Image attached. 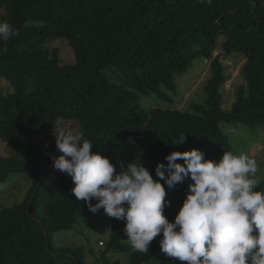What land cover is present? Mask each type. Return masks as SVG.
<instances>
[{
	"label": "trees",
	"instance_id": "16d2710c",
	"mask_svg": "<svg viewBox=\"0 0 264 264\" xmlns=\"http://www.w3.org/2000/svg\"><path fill=\"white\" fill-rule=\"evenodd\" d=\"M0 13L1 22L19 32L0 40V79L12 87L0 93V140L14 145L0 155V187L13 173L31 179L21 202L0 208V264H90L93 249L65 248L54 240L93 214L73 195L71 177L50 171L61 154L55 141L44 162L34 152L36 138L55 121H75L73 131L82 130L91 151L106 157L117 174L142 163L154 180L156 165H166L173 151L196 149L214 161L231 151L222 122L264 128V0L254 6L252 0H0ZM220 38L221 53L212 57ZM56 40L68 43L72 63L63 64L59 50L50 47ZM220 54L245 59V86L228 110L221 107L226 75ZM199 58L209 61L211 73L202 105L182 111L139 104L140 95L165 98L162 87L174 92L175 75ZM181 135L186 141L173 145ZM160 183L166 191L163 214L173 222L192 181L172 189ZM256 190L264 191V179ZM122 225L111 219L103 264H119L109 262L113 253L124 254L127 264H186L160 250L162 235L148 253L135 251Z\"/></svg>",
	"mask_w": 264,
	"mask_h": 264
},
{
	"label": "clouds",
	"instance_id": "9594fccd",
	"mask_svg": "<svg viewBox=\"0 0 264 264\" xmlns=\"http://www.w3.org/2000/svg\"><path fill=\"white\" fill-rule=\"evenodd\" d=\"M196 2L210 5L212 0ZM17 35L7 21L0 22V40ZM54 136L62 153L53 158L54 169L71 177L73 195L91 213L103 209L108 217L124 221L135 251L148 253L150 243L162 235L160 250L186 264H264V191L256 190L258 164L246 153L227 151L214 161L196 149L173 151L165 157L166 165H156L154 180L142 163L132 162L117 174L106 157L91 151L93 144L82 130L59 128ZM185 141L181 135L173 145ZM186 178L192 183L169 222L160 181L172 189Z\"/></svg>",
	"mask_w": 264,
	"mask_h": 264
},
{
	"label": "rangeland",
	"instance_id": "374dc122",
	"mask_svg": "<svg viewBox=\"0 0 264 264\" xmlns=\"http://www.w3.org/2000/svg\"><path fill=\"white\" fill-rule=\"evenodd\" d=\"M1 18V13H0ZM1 22V19H0ZM223 38L217 41V46L212 52V57L221 53V43ZM50 47L59 50V57L63 64H70L74 61L73 52L64 40H56L51 42ZM221 55L226 79L221 89L222 100L221 107L228 110L235 100L237 90L241 86H245L244 79L241 74V67L245 59L240 55L232 56ZM210 66L209 61L196 59L192 67L184 74L175 75V91L162 87L165 98L159 95H140L139 104L145 109L151 108H169L180 109L182 111H190L191 105H202L204 101L203 86L209 79ZM11 83L7 79H0V93L6 94L11 92ZM166 97H170L167 99ZM77 123L75 121H55L54 125L47 131L41 132L34 142V152L40 162H44L45 150L50 147L51 142L55 141V136L59 128L65 130H76ZM220 128L228 135L231 144V151L234 154L246 153L255 159L258 164L256 173L257 179H264V128L260 126L249 127L243 124H227L222 122ZM14 145H9L0 140V155L7 156L13 150ZM62 155V153L60 154ZM51 172L59 170L54 169L53 164L49 167ZM31 179L26 173H13L7 182L0 187V208L10 206L23 200L29 187ZM110 217H108L103 209L97 213L85 217L78 224L74 225L70 230L62 231L54 235V240L62 247H86L93 249V253L87 254V260L90 264H103L100 260V252L105 247L106 240L110 233ZM124 221L122 231L124 232ZM103 243L100 245L99 243ZM129 243L128 240H125ZM109 262L117 261L119 264H127V258L124 254H109Z\"/></svg>",
	"mask_w": 264,
	"mask_h": 264
},
{
	"label": "built area",
	"instance_id": "2783aa9c",
	"mask_svg": "<svg viewBox=\"0 0 264 264\" xmlns=\"http://www.w3.org/2000/svg\"><path fill=\"white\" fill-rule=\"evenodd\" d=\"M100 245H102L103 243H99Z\"/></svg>",
	"mask_w": 264,
	"mask_h": 264
}]
</instances>
